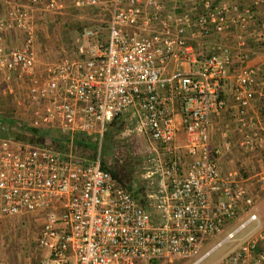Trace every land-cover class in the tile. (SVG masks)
Segmentation results:
<instances>
[{
  "label": "built area",
  "instance_id": "1",
  "mask_svg": "<svg viewBox=\"0 0 264 264\" xmlns=\"http://www.w3.org/2000/svg\"><path fill=\"white\" fill-rule=\"evenodd\" d=\"M5 2L0 84L12 95L14 83H26L17 102L32 106L28 124L94 134L100 147L107 125L130 114L154 152L140 202L100 167L99 154L82 161L48 146L0 137V221L31 218L37 224L34 264L188 259L233 222L236 227L191 264L234 240L240 246L218 264H264V227L253 212L258 197L249 182L255 179L264 190V169L244 178L222 168L233 148L264 150L256 106L263 90L249 64L255 43H264V22L256 36L246 33L254 11L242 9L238 0ZM86 10L97 24L83 31L84 44L76 45L75 56L36 69L37 13L62 17ZM102 31L108 34L104 45ZM211 39L213 50L202 49ZM171 63L194 69L165 75ZM235 65L228 93L225 77Z\"/></svg>",
  "mask_w": 264,
  "mask_h": 264
},
{
  "label": "rangeland",
  "instance_id": "2",
  "mask_svg": "<svg viewBox=\"0 0 264 264\" xmlns=\"http://www.w3.org/2000/svg\"><path fill=\"white\" fill-rule=\"evenodd\" d=\"M5 1L6 0H0V11L6 10L7 3ZM238 2L242 9L249 8V5L253 4L259 8H256L257 12L264 10V0H238ZM89 14L90 12L87 10L82 14L73 12L62 17L56 15H40L37 13V36L39 41H46L45 43L48 47L46 49L48 54L41 58L46 64V67L66 56H75L74 51L76 45L84 44L79 41L83 31L87 28H93L97 24L95 18H92ZM263 22L264 14H260V16L259 14H255V31L259 30V26ZM102 38L105 40L108 38L107 32L102 34ZM256 44L258 43H255V46L264 47L263 42L260 43V45ZM41 48L43 50V47ZM259 52L263 53L264 50L260 49ZM262 58L264 59V54L262 57L258 58L260 61L259 68L262 70L260 76L264 75V60L262 61ZM260 79V83L262 84L260 85V88L261 90H264V78ZM25 86L26 83H14V92L10 95L4 84H0V114L12 112L14 118L30 123L32 106L29 107L28 105L19 104L17 102L24 96ZM259 106L260 102L258 103V107ZM257 110V117L259 121H261L259 108ZM222 121L221 123L228 129L230 126L228 119L224 117ZM122 122V131L114 137V140L118 143H116L117 145L112 149V156L107 159L110 164L113 162V159L118 160L119 163L126 161L133 164L136 170L134 178L136 187H143V190L145 191L147 186L145 174L151 165L150 160L152 156H154V152L152 146L147 142V139L137 132L136 124L134 120L131 119L130 114L123 115ZM261 122L264 123L263 121ZM234 138L235 140H238L236 134H234ZM177 140L178 143H183L185 139L180 135L177 137ZM222 168L236 170L240 172L241 176L244 178L251 177L264 169V150L256 153H244L233 148L230 153L225 154ZM249 182L252 184V188L253 190L255 189L254 192L258 197L253 212L258 215L262 226L264 227V190L257 189V184H254L255 179H250ZM134 188L135 187H133V189ZM237 224V222H233L224 232L212 238L210 242L205 244L201 251L192 258L176 259L167 263L160 262L155 264H191L203 253L210 250L218 242L222 241L227 232L235 228ZM248 229L249 228L239 233L236 236V239L241 237ZM36 231L37 224L34 223L31 218L7 221L1 220L0 264H34L38 256L35 252L34 244ZM239 246L240 242L236 240L225 242L198 264H218L222 258L234 252ZM45 254L46 251L43 252V255Z\"/></svg>",
  "mask_w": 264,
  "mask_h": 264
},
{
  "label": "trees",
  "instance_id": "3",
  "mask_svg": "<svg viewBox=\"0 0 264 264\" xmlns=\"http://www.w3.org/2000/svg\"><path fill=\"white\" fill-rule=\"evenodd\" d=\"M103 33L104 31L100 33V36L104 45ZM259 116L264 122V96L260 101ZM122 120L123 116H119L107 125L101 137L100 147L94 134L75 133L70 135L52 129L35 128L27 122L14 118L12 112L0 114V137L11 138L35 146H48L64 155H71L82 161H92L99 154L100 167L109 171L112 177L123 187L132 190L135 199L143 202L144 188L136 187L134 165L126 161L119 163L118 160L114 159L110 164L107 159L112 156V149L118 143L114 137L122 131ZM133 187L135 188L133 189Z\"/></svg>",
  "mask_w": 264,
  "mask_h": 264
},
{
  "label": "crops",
  "instance_id": "4",
  "mask_svg": "<svg viewBox=\"0 0 264 264\" xmlns=\"http://www.w3.org/2000/svg\"><path fill=\"white\" fill-rule=\"evenodd\" d=\"M249 8L250 9H253L254 10V13L255 14H259V16H260V14L262 15V14H264V10L263 11H261V12H257V10H256V8L257 9H259L258 7H256L255 5H253V4H251V5H249ZM256 10V11H255ZM40 27H41V25H40ZM247 29H248V32L246 31V33H247V35H254V36H256L255 34H254V32H256L255 31V25H253L251 22L249 23V25H248V27H247ZM234 36V33H230L229 34V42H231L232 41V37ZM216 39H218V37H215V40ZM46 41H39V39H38V36H37V40H36V45H35V51H36V60H37V62H36V69H43V68H46V64L42 61V57H44L46 54H48V51H46V49L48 48L47 46H46V43H45ZM213 43H214V39H211V40H209V41H207L206 43H203V44H201V48L202 49H204V50H206V51H212L213 49ZM41 47H43V50H42V48ZM260 49H262V50H264V47H260V46H254V50L255 51H253L252 52V55H251V58H250V60H249V64L250 65H252V66H255L256 67V69H257V78H264V75H261L260 76V72L262 71L259 67V57H262V55L264 54V52L262 53V52H259L260 51ZM259 50V51H258ZM46 52V53H45ZM254 54V55H253ZM264 59L262 58V61H263ZM263 66V65H262ZM194 69V67L192 66V65H190V64H186V63H184V64H178V63H171V64H169L167 67H166V70H165V75H168V74H170V73H172V72H174V71H176V70H179V71H182V72H187V71H191V70H193ZM237 69H238V66H233V67H230V69L227 71V74H226V77H225V79H226V83H225V91L226 92H228L229 90H230V88L232 87V85L234 84V82H235V77H236V73H237ZM263 71H264V68H263ZM261 80V79H260ZM263 81V80H262ZM260 85H262L261 83H259V86H258V88H260ZM261 90V89H260ZM259 90V91H260ZM263 92V96H264V90L262 91ZM228 93H230V92H228ZM261 95V97L259 98V101H258V103L260 102V100H261V98L263 97ZM258 103H256L257 105V109L259 108L258 107ZM174 112H175V118H176V120H177V122L179 121V117H178V112H179V105L177 104H175V106H174V110H173ZM223 119H224V117H223ZM180 135V134H179ZM182 136V135H181Z\"/></svg>",
  "mask_w": 264,
  "mask_h": 264
}]
</instances>
